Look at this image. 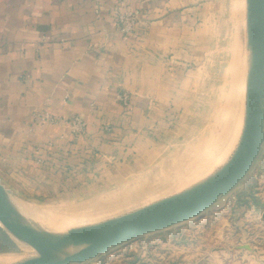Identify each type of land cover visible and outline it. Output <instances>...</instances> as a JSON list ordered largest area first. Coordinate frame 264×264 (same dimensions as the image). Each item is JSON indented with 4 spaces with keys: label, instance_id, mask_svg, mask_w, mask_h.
Masks as SVG:
<instances>
[{
    "label": "crops",
    "instance_id": "obj_1",
    "mask_svg": "<svg viewBox=\"0 0 264 264\" xmlns=\"http://www.w3.org/2000/svg\"><path fill=\"white\" fill-rule=\"evenodd\" d=\"M190 1L0 0V184L12 197L57 193L112 153L116 133L135 120V99L125 107L118 95L147 92V81L133 87L136 77H159L160 53L184 27ZM129 10L142 20L124 36L117 17ZM46 115L57 123L43 122ZM74 117L87 124L79 140L67 125ZM0 237V253L14 251L1 225Z\"/></svg>",
    "mask_w": 264,
    "mask_h": 264
},
{
    "label": "rangeland",
    "instance_id": "obj_2",
    "mask_svg": "<svg viewBox=\"0 0 264 264\" xmlns=\"http://www.w3.org/2000/svg\"><path fill=\"white\" fill-rule=\"evenodd\" d=\"M234 1L191 0L184 16V27L172 30L173 44L168 54L160 53L159 70L154 69L159 79L136 77L131 80L133 87L135 83L147 81L149 84L143 87L147 92H124L129 105L133 98L136 101L132 113L135 120L134 124L124 126L116 133L118 141L113 154L102 152L99 159L92 162L90 172L79 175L57 193L50 191L46 196L42 193L35 200L20 199V203L41 212L90 204L148 186L163 177L171 164L197 151L200 143L198 150H203L207 144L204 140L211 143L216 119L224 114L220 110L233 97L236 99L229 94L234 84L230 74L231 61L247 44L244 22L247 21V1L239 2L244 4V13ZM157 81L160 87L152 88ZM239 99L235 101L232 113L236 115L233 122L241 120L237 124L240 126L235 128L234 141L226 148L224 157L230 155L241 132L245 107L241 106ZM209 145L205 146L210 148ZM219 163L221 160H214L203 177H195L199 179H192L194 182L176 188L177 191L174 189L139 206L135 204L100 215L97 219L88 218L74 226L98 224L181 193L209 177L215 164ZM199 217L177 228L178 232L175 229L165 234H150L82 264H264V144L246 178ZM15 241L14 251L0 253V257L16 258V261L36 256L30 248L32 246ZM243 245L252 252L236 256L234 251L238 250L237 247H245ZM6 248L0 245V250Z\"/></svg>",
    "mask_w": 264,
    "mask_h": 264
},
{
    "label": "water",
    "instance_id": "obj_3",
    "mask_svg": "<svg viewBox=\"0 0 264 264\" xmlns=\"http://www.w3.org/2000/svg\"><path fill=\"white\" fill-rule=\"evenodd\" d=\"M247 1L250 67L243 123L225 164L202 182L173 196L98 224L54 233L32 225L19 200L0 184V224L16 240L35 248H64L49 258L10 264H82L135 239L200 218L251 171L264 144V0Z\"/></svg>",
    "mask_w": 264,
    "mask_h": 264
},
{
    "label": "bare ground",
    "instance_id": "obj_4",
    "mask_svg": "<svg viewBox=\"0 0 264 264\" xmlns=\"http://www.w3.org/2000/svg\"><path fill=\"white\" fill-rule=\"evenodd\" d=\"M239 2L241 1L240 0L234 1V3H236L237 6L240 8V10L244 13L243 10L244 4L243 2L239 4ZM244 22L246 21L244 20ZM243 30H245L244 26H243ZM236 46H238L237 42H236ZM244 48L241 50V52L240 50H238L236 56L234 55V58L232 59L230 64L231 66L230 74L234 84L229 94L236 96V99L233 97L232 101L230 100L227 104L224 105L223 108L221 107L222 109L220 111L221 113L224 112V114H222L220 118L218 117L216 119L217 121L215 120L216 123L214 124V126L211 124V126L216 128V130L212 129L213 131L211 132V135L213 136L214 134V136L216 137L214 138L213 136L210 138L212 140L211 143L209 142L210 140L208 139H207L208 141L204 140V143L207 142V144H204V148L202 143L203 150L206 147L205 145L211 144L209 145L210 148H208L207 146L206 148L208 149H205V151L200 149L201 151L200 152L198 150V148H201L200 147L201 143H200L199 147L196 148L198 152L194 151L195 153L192 152V154H190L189 156L187 155L188 158H184L179 162L177 161L174 164H171L169 167H167L168 170H166L167 172L163 174V177H160L159 180L154 181L153 184L148 186H141L139 188L126 191L122 194L118 193V195L115 196L105 197L90 204H83V205L67 207V208L59 207L50 210H43L41 212L40 211L36 212L32 209H29L21 205L23 213L27 218V221L34 226H38L49 232H54V233H61V232L69 231L71 229L81 228V227H75L74 225H79L88 218L97 219L98 216L100 215L109 214L117 210L128 208L135 204H138L139 206V204L145 203L153 198H156L157 196L168 194L174 189L175 191H177L176 188L179 189L184 185L186 186V183L188 182L189 183L194 182V180L192 181V179H194L195 177L198 176L203 177L202 176L203 173L206 170H208V168L213 164L214 160H218V161L221 160V163H219V165L215 164L216 167L212 173L218 171L225 164L227 158L229 157V156L224 157L226 156L224 155V153L227 150L226 148L230 147V145L234 141L233 134L235 128L237 126H240L237 124L240 123L241 120L240 121L236 120L237 123L234 121L236 123L235 124L233 120L234 118L236 119L235 117L236 115H233L232 113V109L237 98H240L238 102L241 103V106H243V108L245 107V97L247 93V81H248V73L250 67V53L247 44H245ZM229 96L230 95H228V97ZM234 136H236V134ZM212 145L213 147H211ZM201 157H203L204 160H201ZM198 158L200 161L197 160ZM195 179H199V178H195ZM64 228H67V230L63 231ZM30 248L34 251L36 256L41 258H49L55 255H59L64 250V248H35V247H30ZM9 259L10 258L0 257V264H10L14 262L16 258H14V260L11 259L9 260Z\"/></svg>",
    "mask_w": 264,
    "mask_h": 264
},
{
    "label": "built area",
    "instance_id": "obj_5",
    "mask_svg": "<svg viewBox=\"0 0 264 264\" xmlns=\"http://www.w3.org/2000/svg\"><path fill=\"white\" fill-rule=\"evenodd\" d=\"M140 19L141 13L138 10H129L119 14L117 17V23L121 34L129 35L133 33L135 28L139 25ZM117 99L125 107L129 105L126 93H120ZM42 120L43 122L57 123V120L49 115L44 116ZM67 125L70 127L71 133L76 140H79L86 134L87 124L80 117H74L72 120L67 122Z\"/></svg>",
    "mask_w": 264,
    "mask_h": 264
}]
</instances>
